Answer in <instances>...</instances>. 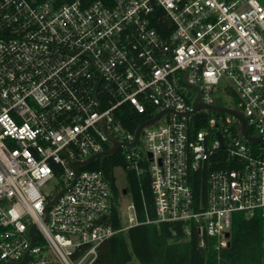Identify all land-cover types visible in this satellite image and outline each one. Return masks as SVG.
<instances>
[{
	"label": "built area",
	"instance_id": "built-area-1",
	"mask_svg": "<svg viewBox=\"0 0 264 264\" xmlns=\"http://www.w3.org/2000/svg\"><path fill=\"white\" fill-rule=\"evenodd\" d=\"M197 95L240 111L260 139L227 112L186 116ZM124 105L139 123L163 111L132 146L136 127L115 116ZM110 139L126 170L149 175L155 216L145 222L185 221L184 233L220 250L233 213L258 210L264 264V0H0V264H91L104 240L139 223L113 228L115 200L86 168L93 159L70 165ZM218 150L225 165L208 171L197 204L189 174L218 163ZM53 177L61 188L42 190ZM44 248L52 256H33Z\"/></svg>",
	"mask_w": 264,
	"mask_h": 264
},
{
	"label": "trees",
	"instance_id": "trees-1",
	"mask_svg": "<svg viewBox=\"0 0 264 264\" xmlns=\"http://www.w3.org/2000/svg\"><path fill=\"white\" fill-rule=\"evenodd\" d=\"M197 115V121L189 129L197 130L202 123ZM115 116L129 129L133 130L143 115L133 112L127 105L117 110ZM217 156V157H216ZM214 159L218 163L210 165L205 161L197 171L189 174V183L197 204L202 205L206 197V177L210 169L224 166L220 156L223 151L218 150ZM216 157V158H215ZM120 167L124 171L126 190L131 197V205L136 221L139 223L126 229L117 231L104 240L98 247L96 257L91 264H125L132 258L140 264H263L262 228L259 211L247 217L244 212L233 213V220L227 246L215 249L214 239L201 236L197 230L191 228L189 234L184 233L185 221L145 222L146 218L153 219L154 207L150 180L147 172L135 173L126 170L125 161L118 153L104 158H94L86 168L98 170L108 181L116 203L112 207L110 223L113 228L123 227L117 205L118 195L123 189L116 184L114 169ZM203 239V245L200 240ZM41 235L34 232V244H42ZM46 264H58L47 262Z\"/></svg>",
	"mask_w": 264,
	"mask_h": 264
},
{
	"label": "water",
	"instance_id": "water-1",
	"mask_svg": "<svg viewBox=\"0 0 264 264\" xmlns=\"http://www.w3.org/2000/svg\"><path fill=\"white\" fill-rule=\"evenodd\" d=\"M218 98L215 99L214 103L212 105H209V106H206L204 104H202L199 99H198V95L196 97V99L194 100L193 104H192V108L191 110L187 111L185 113L186 116H188L189 114L193 113L194 111L198 110L199 108H208L212 111H217V112H227V113H230V114H233L236 118H238L240 120V124L238 126V130L240 131V133L246 138L248 139L249 141L251 142H255V141H258L260 138L259 137H256V136H251L248 134L247 132V128H246V124H245V120H244V117H243V114L238 111V110H235V109H230V108H225V107H222L218 104ZM163 113V111H160L158 112L156 115H154L152 118L146 120V121H143L141 123H139L136 128L134 129V139L131 143H128L127 145L128 146H132L138 136V133L140 131V129L143 127V126H146V125H156V120L158 119V117ZM110 147L106 150H103L101 152H98V153H95V154H92L90 155L88 158H86L85 160L83 161H80L78 163L76 162H71L70 165L73 167V168H76V164H79V165H87L92 159L94 158H97V157H100V158H104V157H109L111 155H113L114 151L116 150V148L120 145H122V143H120L119 141L115 140V139H110ZM124 145V144H123ZM125 190L123 189L122 192H124ZM60 192L57 193L53 199H51L45 206V209H44V212L46 214L47 212V207L50 203H52L58 196H59ZM28 235H29V238H30V243L32 244V239H33V225H31L28 229ZM230 234L228 232L225 233V236L228 237ZM23 261V258L19 261V262H16V263H12V264H21ZM5 264V263H4Z\"/></svg>",
	"mask_w": 264,
	"mask_h": 264
},
{
	"label": "rangeland",
	"instance_id": "rangeland-1",
	"mask_svg": "<svg viewBox=\"0 0 264 264\" xmlns=\"http://www.w3.org/2000/svg\"><path fill=\"white\" fill-rule=\"evenodd\" d=\"M217 95L221 99V104H226L228 106H233V94L231 92H227L224 90H220L217 92ZM208 115L213 114V113H207ZM140 145V143H139ZM114 175L116 179V184L119 189H124V192H121L118 195V201L117 205L119 204L118 210L120 213L121 221L123 224H128L134 221V212L133 208L131 206V197L129 192L126 190V181H125V175L124 171L120 167H116L114 169ZM62 186V181L59 177H53L50 179L48 182L44 183L41 186V189L44 191H47L49 193H53L57 190H59ZM123 191V190H122ZM116 203V201H115ZM35 232V231H34ZM46 257L52 256L51 252L49 251L48 248H44L40 253L34 254L33 256L35 258H38L40 254H42ZM87 260L83 263L86 264ZM125 264H140L139 261L135 258H132L130 261H128Z\"/></svg>",
	"mask_w": 264,
	"mask_h": 264
}]
</instances>
